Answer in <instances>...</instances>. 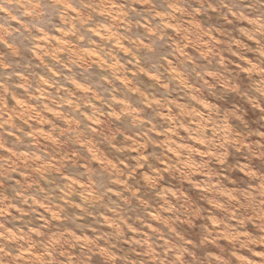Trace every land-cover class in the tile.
I'll return each instance as SVG.
<instances>
[{"label": "rangeland", "instance_id": "obj_1", "mask_svg": "<svg viewBox=\"0 0 264 264\" xmlns=\"http://www.w3.org/2000/svg\"><path fill=\"white\" fill-rule=\"evenodd\" d=\"M0 264H264V0H0Z\"/></svg>", "mask_w": 264, "mask_h": 264}]
</instances>
